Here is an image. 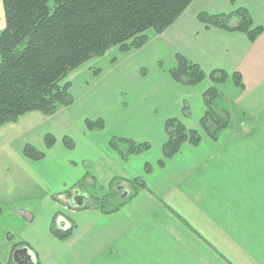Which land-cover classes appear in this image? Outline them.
Wrapping results in <instances>:
<instances>
[{"label": "crops", "instance_id": "crops-1", "mask_svg": "<svg viewBox=\"0 0 264 264\" xmlns=\"http://www.w3.org/2000/svg\"><path fill=\"white\" fill-rule=\"evenodd\" d=\"M238 7L247 10L253 26L264 27V0H193L165 31H148L140 49L112 48L71 72L72 105L50 116L30 112L0 127V240L6 255L0 264L10 258L16 264H264V31L249 42L244 34L198 20L201 13L226 14ZM177 54L206 74L222 70L241 77L243 89L228 79L236 88L229 100L235 117L216 141L199 127L202 94L211 81L174 82L168 71ZM77 97L94 109L76 111ZM225 98L222 94L219 101ZM97 119L103 130H86L85 120ZM169 119L198 130L201 141L182 145L158 166ZM46 135L55 138L49 149ZM64 137L73 141L72 149L64 147ZM113 137L146 142L150 149L123 160L108 147ZM26 145L44 152V158L26 159ZM85 176L96 185L92 189L87 180L89 195L75 187ZM136 178L146 189L117 212L85 209L95 190L113 187L127 198ZM76 195L84 198L81 208L74 205ZM215 205L226 221L232 220L228 211L236 213V234L218 222L225 218L215 214ZM52 224L64 225L70 235L53 236ZM215 229L231 250L236 236L235 255L216 244ZM18 243L23 246L12 251ZM197 253L204 259L198 261Z\"/></svg>", "mask_w": 264, "mask_h": 264}, {"label": "trees", "instance_id": "trees-1", "mask_svg": "<svg viewBox=\"0 0 264 264\" xmlns=\"http://www.w3.org/2000/svg\"><path fill=\"white\" fill-rule=\"evenodd\" d=\"M193 0H2L5 27L0 31V127L16 122L30 112L45 116L54 114L61 107L73 104L69 84L62 83L78 67L92 58L103 56L108 50L118 48L120 52L140 49L148 40L147 32L160 34L170 27ZM198 20L206 27L244 34L249 42L264 31L262 26H253L246 9L238 7L226 14L201 13ZM176 64L168 71L169 77L184 86H194L206 78L211 86L202 94L204 114L199 127L210 139L216 141L220 133L230 126L229 112L218 107L222 98L220 87L231 79L236 87L243 89L238 73L228 75L222 70L206 74L196 63L177 54ZM88 131L104 128L101 119L85 120ZM167 136L162 145V158L157 165L163 166L167 159L180 152L182 145L197 146L201 134L196 129H187L178 119H169L164 125ZM46 149L51 148L55 138L44 137ZM62 144L72 149L74 143L64 137ZM108 147L121 159L147 152L146 142L113 137ZM23 156L30 161L44 158V152L26 145ZM145 172L151 170L144 166ZM92 189L95 181L92 180ZM85 176L75 187L85 188ZM132 193L127 198L110 188L103 198L94 194L85 209H97L105 214L117 212L137 191L146 189L144 182L133 179L129 182ZM68 198L71 197V192ZM89 195V193L87 194ZM54 223V222H53ZM59 228V229H58ZM50 227L53 236L64 239L70 230ZM23 246L14 245L13 250ZM6 264H16L9 259Z\"/></svg>", "mask_w": 264, "mask_h": 264}, {"label": "rangeland", "instance_id": "rangeland-1", "mask_svg": "<svg viewBox=\"0 0 264 264\" xmlns=\"http://www.w3.org/2000/svg\"><path fill=\"white\" fill-rule=\"evenodd\" d=\"M4 27H5V19H4V10H3V3H2V0H0V31H2L3 29H4ZM168 64H167V62L166 61H164V63H163V66L164 67H166ZM146 71H149V72H152V71H150V68L149 67H147V66H145V68H144ZM63 84L64 83H68L69 84V88H70V81H69V79L66 77V79L62 82ZM220 91H221V93L222 94H224L225 95V99H223V100H221V101H219V102H217V104L219 105L218 107L220 108V109H223V110H226V111H228L229 112V115L230 116H232V117H235V109H234V107H233V104L229 101L230 99H232L233 97H234V95H235V93H236V88L233 86V84H232V82L230 81V80H228L224 85H222L220 88ZM76 100V111H84V113H86V111H91L92 109H94L93 108V106H92V104H90V102H86L85 104H83V103H81V101H83V100H81V99H79L78 97L77 98H75ZM73 100H74V98H73ZM89 103V104H88ZM221 107H223V108H221ZM56 113V112H55ZM53 115V114H52ZM245 179H247L248 180V177H247V175H245ZM246 183H244V187H250V184H251V179L249 180V181H245ZM113 190H115V188L113 189ZM83 191H86V189L84 188L83 189ZM118 192H119V194L121 195V198L124 196V195H127V193H124L123 191H119V190H117ZM108 192H111L110 191V189L109 190H107L106 188H105V190L104 191H100V190H95L94 192H90V193H93L94 195L96 194V197L97 198H103V196L104 195H106V193H108ZM100 196V197H99ZM88 203H90V200L88 201ZM224 209V208H223ZM231 209V208H230ZM219 207L218 206H214V211H215V214H217L218 215V217L220 218V217H222L223 216V218H225L226 217V214H224L223 215V213H220L219 211ZM229 212V214L228 215H230V216H232L231 218H232V220L230 221V220H228V221H226V218L225 219H223V220H219L218 222L219 223H221V225L224 227V228H227L226 226H227V223L229 224V226L231 227H228L229 228V231H230V233H233V234H236V231H235V229H236V222L238 221L236 218V213L233 211V210H231V211H228ZM1 221V220H0ZM226 221V222H225ZM2 223H3V225H7L8 227H13V224H8V222H7V224H6V221L5 220H2ZM59 223H60V221H58V225H59ZM0 226H2L1 225V223H0ZM3 227V226H2ZM216 230V229H215ZM209 232H211L212 234H213V232L212 231H210L209 230ZM218 233H219V231H214V234L211 236L214 240H215V242H216V244L217 245H219V246H227L229 249H230V246H229V244H228V242H227V239H225L224 237H222V236H220V235H218ZM1 239V238H0ZM233 239H234V250L232 249H230V251L229 252H227L229 255H235V239H236V236L234 235L233 236ZM232 242V241H231ZM1 240H0V260L2 261L3 259H4V255H5V250L3 251V248H2V246H1ZM232 247V246H231ZM226 248V247H225ZM228 248H226L227 250H228ZM6 256V255H5ZM196 257H197V260L199 261V260H202V259H204L203 258V256L200 254V253H197V255H196Z\"/></svg>", "mask_w": 264, "mask_h": 264}, {"label": "water", "instance_id": "water-1", "mask_svg": "<svg viewBox=\"0 0 264 264\" xmlns=\"http://www.w3.org/2000/svg\"><path fill=\"white\" fill-rule=\"evenodd\" d=\"M83 201H84V198L83 196H74L73 197V202H74V205L78 208H81L83 206ZM60 228H64V225H61ZM26 252V250H24ZM15 256V255H14Z\"/></svg>", "mask_w": 264, "mask_h": 264}]
</instances>
